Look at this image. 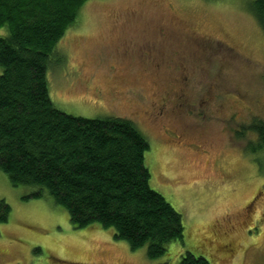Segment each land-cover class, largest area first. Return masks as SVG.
Instances as JSON below:
<instances>
[{
    "label": "rangeland",
    "instance_id": "rangeland-1",
    "mask_svg": "<svg viewBox=\"0 0 264 264\" xmlns=\"http://www.w3.org/2000/svg\"><path fill=\"white\" fill-rule=\"evenodd\" d=\"M248 0H88L47 69L66 114L131 120L149 143V186L181 215L183 238L149 260L112 230L0 171V264H264V154L235 131L264 120V31ZM0 29V36H5ZM2 69L0 68V74Z\"/></svg>",
    "mask_w": 264,
    "mask_h": 264
},
{
    "label": "trees",
    "instance_id": "trees-1",
    "mask_svg": "<svg viewBox=\"0 0 264 264\" xmlns=\"http://www.w3.org/2000/svg\"><path fill=\"white\" fill-rule=\"evenodd\" d=\"M88 0H0V171L13 186L36 188L67 212L74 229L112 230L149 260L182 240L181 215L149 186V143L129 119H88L59 110L48 93L47 69L57 43ZM247 10L264 31V0ZM243 150L264 154V120L235 131ZM10 207L0 201V223ZM178 264H209L189 252Z\"/></svg>",
    "mask_w": 264,
    "mask_h": 264
}]
</instances>
